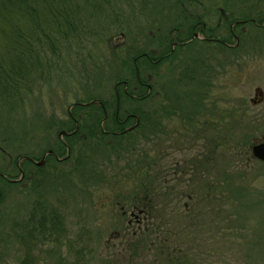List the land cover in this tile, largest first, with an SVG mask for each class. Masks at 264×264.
<instances>
[{
    "label": "rangeland",
    "instance_id": "374dc122",
    "mask_svg": "<svg viewBox=\"0 0 264 264\" xmlns=\"http://www.w3.org/2000/svg\"><path fill=\"white\" fill-rule=\"evenodd\" d=\"M199 1L203 3L190 11L201 14L199 8L204 7L210 25L232 9L235 13L256 9L245 0ZM161 7L159 0H152L149 17L127 19L119 27V22L110 24L96 14L88 28L97 34H81L61 48L64 64L58 63L64 74L53 73L52 81L33 85L32 94L13 115L0 103L2 170L19 179L14 162L23 154L39 158L46 147H53L58 133L55 128L47 130V125L52 118L64 120L76 101L113 98L116 79L129 77V48L152 49L146 44L151 41L148 35L159 41L163 27L159 23L164 21L151 27L153 19L166 13L161 9L156 15ZM240 28L245 34L234 52L200 43L180 51V56L209 60L205 70L209 96H200L196 83L178 82L180 73L188 71L184 63L175 61L178 68L170 66L168 73L162 66L159 77L152 80L153 94L139 103L145 110L157 109L163 102L157 91L164 86L170 114L177 107L181 122L190 128L181 126L177 117L163 116L153 136L147 132H141L144 138L140 133L131 136L136 143L153 139L135 153H126L125 147L117 150V161L96 156L95 165L104 159L111 164L101 167L103 177L95 182L88 180L91 161L80 162L74 176L82 172L81 181L54 178L49 170L39 178L38 191L44 199L30 187L5 186L0 203V264H21L25 258L29 260L25 264H264V162L250 151L264 141V28L256 30L249 24ZM111 57L118 62L106 66ZM94 60L106 67L90 80L85 71L92 69ZM23 137H27L24 145L18 142ZM5 153L14 158L11 166ZM36 199L48 202V211L58 215L61 226L44 241L40 235L31 240L27 234L25 241L19 240L16 223L26 221Z\"/></svg>",
    "mask_w": 264,
    "mask_h": 264
},
{
    "label": "trees",
    "instance_id": "16d2710c",
    "mask_svg": "<svg viewBox=\"0 0 264 264\" xmlns=\"http://www.w3.org/2000/svg\"><path fill=\"white\" fill-rule=\"evenodd\" d=\"M150 1L152 0H0V103H3L12 112L10 115H13V113H17L24 106L25 101L33 92V85H38L37 83L43 80L52 81L50 75L53 73L64 74L63 65L58 63V60L62 62L59 54L61 48L68 40L79 37L81 34L84 37L88 33L94 35L95 31L93 33L89 30L88 24L94 19L96 14L104 16L110 21V24L119 22V27L123 25L124 20L127 22V19L133 21V18L147 15L149 17ZM245 1H251L252 4H255L256 9H251L248 13H245V10H238L235 13V10L232 9L228 15L220 17V19L217 17L216 23L210 25L207 23L209 14L205 12L204 7L199 8L203 11L201 14L190 11L191 9H196L195 6H200L203 3L202 1L159 0L162 7L156 15L162 12L161 9H167L165 14L159 15V18H155L156 15H154L155 19L152 20L151 28L164 21L159 23V27L163 26L162 28L158 27L159 33H161L159 34L161 35L159 41L153 42V39L148 35L147 38L151 41L149 40L150 42L146 44L152 46V49L135 50L133 47L129 48V51L132 50L130 59L139 60L145 68L140 69L137 65L140 70L136 71L131 65L128 68L129 77H118L116 83L125 81L128 84V93L130 95L146 97L145 100L149 99L154 89L152 80L155 77H159L162 66H166L168 73H170V58L175 57V54L170 55V45L172 43L181 44L188 42L195 32L204 36L207 40L203 42L194 40L189 44L190 47L200 43L204 46H217L221 51L234 52L224 47V44L232 45L234 43L231 32L238 37L239 44V39L241 40L242 38L241 35L245 34L240 28L241 26L249 24V26H254L256 30H262L260 29L261 27L264 28V0ZM261 8L262 10H260ZM146 11H148V14H146ZM217 11L221 10L218 9ZM231 26H233L232 29ZM256 26L259 28H256ZM238 29L239 31H237ZM213 40H218V42H213ZM189 46L185 45V48H190ZM82 54L79 55L82 56ZM180 57H182V60H179V63H184L186 72H188L186 74L180 73L178 82L183 83L185 81L193 84L195 82L189 79L188 75L197 74L199 79H197L195 88L200 90L206 84V79L203 78L206 67L209 66V60H205L202 57H200L201 59H195L190 56ZM81 61L82 58L77 62ZM115 61L116 59L111 57L109 63L107 61L102 62L107 63L106 66H111L118 62ZM155 62L157 64H154ZM102 66L106 67L102 63H97L95 60L92 61V69H86L85 71L87 78L90 80L95 77L98 78L97 74L99 70L103 69ZM197 68L199 72H197ZM147 76L151 78L150 84L152 86L151 93L148 96H146V90L141 91V88H138L136 92L134 89L135 86L136 88L139 86L138 79L142 81L147 79ZM120 89V110L126 108L130 114H134L139 118V124L131 132L124 133L123 128L117 127L114 120L115 112H113L114 108L112 107L115 102L112 101L110 103V100L108 102L101 101L96 97L85 100L86 102L76 101L71 105L73 107L67 112L64 120L52 118L53 120L47 125V130L55 128L54 132L56 133L65 131L70 134L67 138L65 137V141H60L57 136L53 147H46L39 154V158L24 154L19 156L21 158L28 157L30 160H38L46 152L50 151L59 160L54 155H48L42 167H36L28 160H21L18 167L16 162L20 158L18 157V160L15 159L17 161L14 162V165V158L5 153L6 155L4 156H6L7 163L10 166L12 163L13 169L19 172V176L20 172H22L23 177L21 181L9 182V180H16L15 176L11 175L13 174L12 171H4L0 168V203L4 198L3 188L5 186L6 188H17L19 190L20 188L30 187L34 195H40L38 191L41 187L39 178H42L44 174L50 171L54 178L63 177L67 181H71L73 178L72 181L75 179L81 181L83 178L82 172L81 175H74L77 174V169L82 166L80 164L82 161L85 163L91 161L89 165L92 173H90L88 180L95 182L99 177H103L104 169H101V167H108V164H111L110 157H116V161L119 160L118 149L127 147L125 152L133 154L136 152L134 149H137V147H142L153 141V139L145 138L144 142L136 143L137 139H132L131 136L140 133L144 138L143 132L153 136V132L157 130L158 122L161 121L162 117L170 116V107L172 105L170 106L168 103L170 100L168 95L163 93L165 91L164 86H159L157 91L162 95L163 102L159 104L157 109L152 110H145L139 106L145 100L141 104L137 101H132L123 93L122 86ZM112 97L111 100L114 99L113 94ZM95 100L99 102L90 103ZM129 104H132L133 107L129 106ZM105 112L107 113V121L103 129L105 131H115L114 133L120 132L121 134L112 137H107L103 134L100 122L106 116ZM4 114L8 115L7 113ZM25 139L27 137H23L18 142L24 145ZM67 149H69V157H66ZM0 154L2 153L0 152ZM17 155L21 154L18 152ZM96 156L97 159L99 156L109 159H104V161L95 165L92 162ZM97 159L96 161L98 162ZM59 165L61 168H57ZM94 165L95 167H93ZM63 166L67 168L64 169L62 168ZM41 199H36L32 202L25 222L16 223V227L20 230V232L16 233L17 239L25 241L23 234H27L31 240L32 238L35 240L40 235L43 239L42 241H44L45 238L52 236L57 231V226H61L60 219H56L57 214L55 212L52 214L51 211H48V202ZM138 210H140L139 207ZM75 254L78 257L80 250L75 251ZM27 262L29 260L25 263Z\"/></svg>",
    "mask_w": 264,
    "mask_h": 264
},
{
    "label": "flooded vegetation",
    "instance_id": "af4514ba",
    "mask_svg": "<svg viewBox=\"0 0 264 264\" xmlns=\"http://www.w3.org/2000/svg\"><path fill=\"white\" fill-rule=\"evenodd\" d=\"M221 17H223V15H221ZM232 27L233 26H231V29H232ZM231 36H232V40L234 42V45L231 46V44H224V47L227 50H230V51H233L234 50L235 51V48L238 46V37L233 32H231ZM194 40L199 41V42H203V41H206L207 39L204 36L200 35L199 33H196L195 32V33L192 34L191 39L188 42L181 43V44L172 43L170 45V55L175 54V57L174 58H170V66H171V69H175V65H174V62L175 61H176V64L179 63V60L181 58L180 57V53H181L180 51H181V49H184L185 48V45L186 46L187 45L189 46V44L192 43ZM209 41H212V40H209ZM213 42H218V40L217 41H214L213 40ZM178 49H180V50H178ZM142 55H144V54H142ZM143 57H145V56H143ZM137 62H138V64H137ZM141 64H142V62H140L139 60H137V61H136V59L135 60H132V65L136 69V71H138L139 68L140 69L141 68H145V66L144 65H141ZM154 64H157V62H155ZM137 65L139 66V68L137 67ZM196 77H198L197 74H194L192 76L191 75H188V78L191 79V80H193L195 83L197 81L196 80ZM203 79H206V76H204ZM210 80H212V79H210ZM150 81H151V78L148 77V76H147V79H144L142 81L140 79H138L139 86H137V88L135 86L134 89L136 90V92H137V89L138 88H141V91L142 90H146L147 91V95L146 96H148V95H150L151 90H152V86L150 84ZM205 83H206L205 86H203L200 90L195 89V90L198 91V94L200 96H203V97H204V95H205V97L209 96V95H206V94L208 93V91L210 89V87H209L210 85H209V82L208 83L206 82V80H205ZM206 85L208 87H206ZM121 86L123 87V93L126 96H128V98L130 100H132V101H137L138 103H141V102H143L146 99V97L143 98V97H136L135 95H130V93H128V84L125 81L118 82V83H116L114 85V88H113L114 99L113 100H110V103L112 101L115 102V104L112 105V107L114 108L113 112H115L114 120L116 122L117 127H121L125 131L126 129H129V128H132V127H136L139 124V118L136 115H134V114H130L128 112V110H126V108H122L120 110V108H119V102H120L119 96L121 94L120 93V90H121L120 87ZM197 98H199V97H197ZM170 106H171V104H170ZM190 112L191 111L189 110L187 113H190ZM105 114H106V116L100 122V127H101V130H102L103 134H105L107 137H112V136H116V135L121 134L120 132L119 133L118 132L114 133L115 131H105L103 129V127H104V125H105V123L107 121V113L105 112ZM122 116H124V117H122ZM170 117H171V120H173L174 117H177V119H179V123H181V126H186V127L190 128L189 125H183V123L181 122V119H180V117L178 115V109H177V107H175V111H172V114H170ZM186 121L188 122V119L187 118H186ZM74 123H75V121H74ZM183 130H185V127H184ZM129 214H130V216H135L132 212H130Z\"/></svg>",
    "mask_w": 264,
    "mask_h": 264
},
{
    "label": "water",
    "instance_id": "95a60500",
    "mask_svg": "<svg viewBox=\"0 0 264 264\" xmlns=\"http://www.w3.org/2000/svg\"><path fill=\"white\" fill-rule=\"evenodd\" d=\"M251 154L255 159L263 162L264 161V141L253 145L251 147ZM42 164L43 162L40 161L39 163H36V166H41Z\"/></svg>",
    "mask_w": 264,
    "mask_h": 264
}]
</instances>
